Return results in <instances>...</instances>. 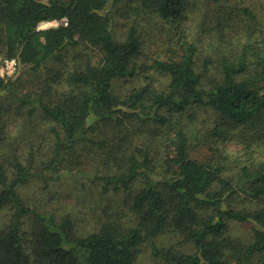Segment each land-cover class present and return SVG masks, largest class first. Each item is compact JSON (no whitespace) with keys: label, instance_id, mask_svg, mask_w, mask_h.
<instances>
[{"label":"trees","instance_id":"16d2710c","mask_svg":"<svg viewBox=\"0 0 264 264\" xmlns=\"http://www.w3.org/2000/svg\"><path fill=\"white\" fill-rule=\"evenodd\" d=\"M196 2L214 12L216 24L204 28L220 30L217 40L186 23ZM109 5H123L120 39ZM150 15L156 23L147 29ZM234 17L230 29L240 31L228 35ZM52 20L64 21L40 28ZM160 22L168 24V48L150 68L168 84L119 95L115 81L135 75ZM79 46L94 47L100 60L80 55L64 76L40 74L47 60ZM0 55L20 70L9 83L0 77V91L25 75L38 78L39 90L20 97L19 109L28 118L40 113L48 129L29 126L46 145L31 139L21 147L0 131V210L9 216L0 264H135L143 245L167 230L192 249L153 243L160 264H264V139L258 156L252 147L254 136L264 138V21L245 0H0ZM200 110L211 114V127L198 129L197 142L216 144L204 159L192 155L190 126ZM162 130L167 149L159 155ZM230 139L247 152L229 155L222 144ZM64 172L83 174L74 180L81 187H100L92 232L20 191L36 179L47 188ZM237 223L252 225L251 238L232 233Z\"/></svg>","mask_w":264,"mask_h":264},{"label":"rangeland","instance_id":"374dc122","mask_svg":"<svg viewBox=\"0 0 264 264\" xmlns=\"http://www.w3.org/2000/svg\"><path fill=\"white\" fill-rule=\"evenodd\" d=\"M248 5H250L254 11L260 14V18L264 21V11H259V8L262 4V0H245ZM122 6L114 7L113 5H109L106 10L107 14H113L116 16V37L119 39L122 38L123 33L125 32V25H124V17L118 12L121 10ZM192 7V6H191ZM190 6H188V15L190 16L187 19L186 23L189 25L191 24L193 28L196 27H203L201 28L206 37L213 38L217 40V36L221 33L220 30H212L208 28H204L206 25L211 26L216 24V19H214V12L209 11L206 7L201 4V2H196L193 6V10H191ZM104 10V11H105ZM213 10V7L211 8ZM64 20H52L43 22L40 25V28H48V27H55L59 26L61 22ZM232 21H239L237 17L232 18L229 23V28L224 31L226 34L230 35L233 32L240 31L239 26L230 29ZM147 26V29L154 27L156 23V18L150 15V17H146L144 21H142ZM168 24L160 22L155 27L154 31L155 34L149 33V37L147 39L146 49L143 54L140 56L138 60V68L135 72V75L120 78L115 81V89L117 93L121 96H127L131 94L135 89L140 88L145 85H153L155 88L159 90L165 89L166 85L168 84V76H165L161 73L154 71V69L150 68L152 65L153 60L157 55H159L162 51H166L168 48L167 43L165 42V38L168 36L163 33L165 27ZM230 29V30H229ZM197 30V29H196ZM216 34V35H215ZM86 46H79L77 48L70 49L67 54L63 56L62 59H49L47 62L42 66L41 73L44 76L48 74H55V75H66L68 71L73 66L76 58L78 56L87 55L91 62L96 63L100 60L101 54L100 52L95 49L94 47H90L88 49L85 48ZM211 47H207L205 51L202 52V57H205L209 54V49ZM91 57H90V56ZM19 67L16 64L14 59L5 58L3 55H0V77L4 78L6 83H9V79L19 77ZM40 82V81H39ZM38 82V78H33L29 75H25L22 80L16 81V83L12 84L10 88L4 89V91H0V131L4 134V136L9 141H17L18 144L20 143L23 145L25 142L29 140H33L34 143H43L41 142L40 136L41 135H48V129L43 124L42 116L36 112L35 116L28 118L26 117V109L20 108V102L18 101L20 97L24 96L26 93H30L33 89L36 91L39 90L40 85ZM58 82L53 84V87H57ZM211 114L205 110L198 111V118L195 122L192 123L194 126H190V129L195 130V141L196 144L194 146V150L192 152L193 156H196L200 159H204L207 156L213 155L212 147L206 144L205 142L201 141L200 143L197 142L196 136L198 134V129L203 128H210L211 125L209 123H205L204 120H208V117ZM212 117V116H211ZM34 123H38L39 129L38 133L34 131H30L29 126H34ZM45 126V127H44ZM163 130L158 134V137H162L161 140L155 138V140L161 141L164 140V143L161 147L156 150L159 155L162 154L166 149L165 143L167 140L165 139L166 136H162ZM204 133V138H205ZM50 135V134H49ZM264 135V132H262ZM255 140L252 144V147L256 150L253 152L255 156L259 155V141L264 138L259 139V133L254 136ZM206 141V140H205ZM243 144H239L236 142L235 139H230L225 141L222 144V147L226 148V152L230 155L229 151L232 152H247V150L242 148ZM21 147V145H20ZM155 153V154H156ZM234 158H239V156H232ZM248 159V158H247ZM242 160V159H241ZM92 165H99L97 163H90ZM92 166H89V168ZM83 174H73L64 172V175L59 178L58 180H51L48 182L49 186L47 188L44 187V182L41 180H34L31 181L29 184L25 185L24 187L20 188L21 193L23 194L24 198L32 203L43 204L47 201L51 202L54 209L58 207L60 211L64 213L71 214L77 222V230L80 233H88L94 231L98 227L97 221V209L100 203V187L99 186H88V187H81L80 183L76 184L74 180H78L81 178ZM112 197V196H110ZM54 205L56 207H54ZM9 216L5 210H0V229L7 225ZM253 227L249 223H237L233 225L232 233L235 236H240L242 239H249L252 235ZM156 243L158 247L161 248H170L171 246L176 247H183V249H187L188 251L192 248L188 247L186 244L183 243V238L176 232L172 230H167L163 232L157 238L147 241L143 247L142 251L136 261L135 264H160L159 260H156L152 256V245Z\"/></svg>","mask_w":264,"mask_h":264}]
</instances>
